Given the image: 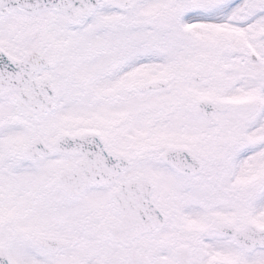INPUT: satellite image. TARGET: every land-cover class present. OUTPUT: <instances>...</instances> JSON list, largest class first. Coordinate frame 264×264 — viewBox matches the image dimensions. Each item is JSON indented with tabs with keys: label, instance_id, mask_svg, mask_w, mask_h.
Instances as JSON below:
<instances>
[{
	"label": "snow or ice",
	"instance_id": "snow-or-ice-1",
	"mask_svg": "<svg viewBox=\"0 0 264 264\" xmlns=\"http://www.w3.org/2000/svg\"><path fill=\"white\" fill-rule=\"evenodd\" d=\"M0 264H264V0H0Z\"/></svg>",
	"mask_w": 264,
	"mask_h": 264
}]
</instances>
